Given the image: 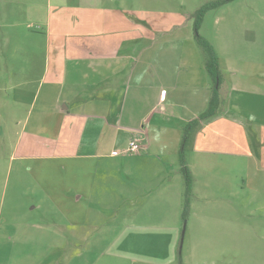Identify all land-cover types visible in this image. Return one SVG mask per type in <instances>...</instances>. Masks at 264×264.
<instances>
[{
  "label": "crops",
  "instance_id": "obj_1",
  "mask_svg": "<svg viewBox=\"0 0 264 264\" xmlns=\"http://www.w3.org/2000/svg\"><path fill=\"white\" fill-rule=\"evenodd\" d=\"M54 1L53 13L49 0L39 6L36 31L30 23L36 0H0V167L9 171L15 161L13 178L26 183L20 201L32 204L28 211L47 199L61 215L59 222L22 224L44 250L31 261L87 264L83 247L75 248L73 258V250L62 246H84L85 213L121 209L123 233L140 230L139 251L107 250L110 256L99 264H220L228 199L237 211L244 181L264 171V31L253 22L260 16L258 3L246 7L233 0L219 8L232 23L236 11L234 23L248 26L227 29L228 19L222 44L214 42L220 103L185 147L193 179L187 226L197 223L206 231L184 236L182 258L179 150L184 126L206 110L212 93L193 13L177 8L160 18L142 12L134 18L127 0ZM243 35L250 38L245 45ZM130 140L140 144L137 153L126 151ZM3 229V238L13 240L7 225ZM151 241L164 250L148 251L144 246ZM54 244L60 252L48 254ZM92 257L90 264H97Z\"/></svg>",
  "mask_w": 264,
  "mask_h": 264
},
{
  "label": "rangeland",
  "instance_id": "obj_2",
  "mask_svg": "<svg viewBox=\"0 0 264 264\" xmlns=\"http://www.w3.org/2000/svg\"><path fill=\"white\" fill-rule=\"evenodd\" d=\"M6 1L8 2L9 0ZM127 1L129 3L128 5L134 10L133 14L135 12V14L132 15L134 18L136 16L139 17L141 12L144 13V18H146L145 15H149L150 18H160L159 14L162 13V11L170 9L178 8L180 12L184 11L186 13H193L197 8L210 0H185V3L182 6L174 5L173 3L172 5L166 0ZM15 2L16 0H12V3ZM49 2L52 5L51 13H53L58 9L55 6L58 5V2L54 0H49ZM236 2H239L246 7L250 6V3H258L257 5H254V7L258 9L260 16L257 20H253V22L254 25L259 28L260 32H263L264 0H254V2L251 0H238ZM36 3L37 7L32 17H30V19L32 20L30 23L32 25V30L39 31L40 28H38V20L39 16L41 15L39 6H47V0H36ZM219 8L221 7L206 10L203 14L202 23L199 28L200 35L207 39L214 50V42L219 43V45L222 44L221 40L223 38L220 34V32L224 30L222 27V22H227V20L229 19L230 24H228L227 29L240 30L241 28H245L248 26L247 21H244L243 25H237V23H234L236 11H233L234 17L232 23V17L227 16L230 13L221 11V9ZM249 40L250 38H247L244 35L239 38V41L242 45H245V43H247V41ZM199 48L204 56L205 52L200 46ZM242 55H244V53H242ZM259 55L264 59V54ZM219 76L221 78L220 74ZM14 164L15 161L12 163L11 170L9 171L7 169L2 170L3 167H0V264H33V262L31 261V257L34 256L33 253H36L35 251H37V253L43 254L44 250L40 249L43 248V246H39L37 243H34L32 241L31 238L33 232L29 229V227H22V224H25L29 221L41 220H50L51 222H54L53 220H55L59 222L61 220V215L59 213V208H57L56 205L52 206L47 199H40V206L36 209H33V211L27 210V207H30L32 204H28L26 198L25 200H22L24 202L20 201L21 199H23V192L26 191V183L22 184L20 182H17V180H14ZM54 168L57 169L60 168V166ZM62 171H65V169H62ZM253 174V170H251L250 172H247L245 170L246 177H251L253 176ZM263 175L264 171L258 170L257 178H254V180H252L251 182L244 181L245 186L242 191V200H238V205L240 207L237 211H235V204H232L234 202L231 203L230 198L228 199L229 202L226 207V212L222 213V219L226 220V228L224 229L225 233L222 236L226 238L227 243L225 249L226 251L224 255L222 254V261L220 264H264V181H262V179H259V177H263ZM228 191L230 196V193L233 192L232 188L228 187ZM20 207H24V209L20 210ZM84 215L87 219V221L85 222L87 226L85 225V227L83 228L85 237L84 246H76L70 244L62 246V248H67L69 251L73 250V258L75 257L74 253L76 252V249L79 250L81 249L80 247H83L84 258L89 261L87 264L91 263V256H93L92 258L97 257V264H99L100 260H104L108 256H110L106 252L107 250L109 252H117L116 250L121 251L122 249H126L132 254H135L136 251H139L140 245L138 243L139 237L137 236V234H139L140 230H133L129 228L125 233H123L124 229L122 228V225L124 214L121 209L119 212L115 213L90 212L85 213ZM108 223H111V228H105L106 226H108L106 225ZM4 225H7L8 231L10 232L9 235H11V238L13 240H6L3 238ZM47 231L48 230H46V232ZM205 231L206 228H200V225H198L197 223L193 224V226H187V220L182 221L179 237L180 243L178 244L177 248L178 253L181 252L182 258L186 255V245L182 250L184 236H186V239L187 237L194 239L198 235L201 236L199 232L204 233ZM50 232L53 236H55L53 231ZM119 233L123 234L120 238L117 239L115 244L110 245L108 242H112L113 236L116 234L119 235ZM153 237L154 236H149L148 240L152 239ZM35 238H38V236L35 235ZM125 238H128L130 240H127L125 244L118 245V242ZM90 240H97L95 241L96 244H89ZM156 246H160L161 249L164 250L163 244L158 241H151L144 247H146L149 251L151 247ZM154 250L155 248H152L149 253H153ZM47 252L51 255L58 254L60 252L59 245H51L48 248ZM186 263L188 264V262ZM47 264H58V262L55 263L52 260L50 262L47 261ZM69 264H75V260H72ZM217 264L219 263L217 262Z\"/></svg>",
  "mask_w": 264,
  "mask_h": 264
},
{
  "label": "trees",
  "instance_id": "obj_3",
  "mask_svg": "<svg viewBox=\"0 0 264 264\" xmlns=\"http://www.w3.org/2000/svg\"><path fill=\"white\" fill-rule=\"evenodd\" d=\"M229 1L232 0H210L205 4H203L202 6H200L199 8H197L195 12H193L192 14L194 18L193 28H194L195 39L199 44V46L202 48V50L205 52L204 66L210 78L212 79L213 87H212L211 98L209 100V104L206 110H204L196 118L187 122L183 128L182 142L179 150V165L184 180V200H183V210L181 213L182 219L184 221L187 219L188 216L189 197L191 194L192 181H193L190 171L186 165L185 147L187 145L190 136L192 135L193 131L198 128L200 122L202 120L212 117L215 114L220 103L218 90H217L218 83L220 82L219 58L217 56L216 51L207 41V39H205L200 35L199 28L202 23L203 14L206 10L220 7Z\"/></svg>",
  "mask_w": 264,
  "mask_h": 264
},
{
  "label": "built area",
  "instance_id": "obj_4",
  "mask_svg": "<svg viewBox=\"0 0 264 264\" xmlns=\"http://www.w3.org/2000/svg\"><path fill=\"white\" fill-rule=\"evenodd\" d=\"M140 144L135 140H130L126 148L127 152L137 153L140 150ZM117 153V152H114Z\"/></svg>",
  "mask_w": 264,
  "mask_h": 264
}]
</instances>
